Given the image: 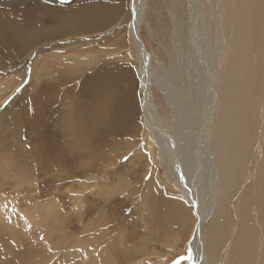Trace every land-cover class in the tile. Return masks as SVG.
I'll list each match as a JSON object with an SVG mask.
<instances>
[{
    "label": "rangeland",
    "instance_id": "1",
    "mask_svg": "<svg viewBox=\"0 0 264 264\" xmlns=\"http://www.w3.org/2000/svg\"><path fill=\"white\" fill-rule=\"evenodd\" d=\"M8 1L18 0L0 4ZM47 1L52 11L59 5L72 19H78L72 14L76 6L99 2ZM186 1L144 0L139 38L158 69L168 66L172 17L184 24ZM110 2L117 3L105 1ZM130 2L122 13L111 9L94 15L65 34L42 25L23 39L32 43L20 46V55L1 47L0 35V264H188L185 237L196 217L173 191L165 169L155 166L144 134L141 80L130 51ZM12 10L17 6L0 7L3 13ZM155 84L151 94L161 111L165 105ZM103 96L115 99L116 115L101 125ZM65 134L88 144L71 150ZM196 183L206 191L205 180ZM45 200H55L58 208L55 226L49 225L52 218L46 225L51 232L45 225L38 228L26 210ZM209 226L205 222L200 231L206 248Z\"/></svg>",
    "mask_w": 264,
    "mask_h": 264
},
{
    "label": "bare ground",
    "instance_id": "2",
    "mask_svg": "<svg viewBox=\"0 0 264 264\" xmlns=\"http://www.w3.org/2000/svg\"><path fill=\"white\" fill-rule=\"evenodd\" d=\"M36 1L0 4L4 9L17 6V10L0 12L1 47L13 50L14 56L20 55V46H30L32 41L23 39L42 25H50L57 35L62 30L65 34L76 31L94 15L111 9L122 13L124 5L123 0L86 3L78 9L76 6L72 14L78 19H72L58 4L52 11L47 0ZM143 3L131 0L128 30L141 80L144 134L155 166L165 169L173 191L193 207L196 218L185 237L191 253L188 264H264V0H187L184 24L172 17L170 61L161 69L151 63L140 42ZM153 81L164 101L161 111L154 106ZM103 86L98 88L101 94ZM105 97L98 105L101 125L112 113L116 115L115 99ZM80 139L63 137L71 150L88 144ZM196 180H205V192L198 189ZM10 206H16L15 200ZM26 210L38 228H47L51 218L49 225L55 226V200L35 201L26 205ZM207 221L206 248L200 231Z\"/></svg>",
    "mask_w": 264,
    "mask_h": 264
},
{
    "label": "snow or ice",
    "instance_id": "3",
    "mask_svg": "<svg viewBox=\"0 0 264 264\" xmlns=\"http://www.w3.org/2000/svg\"><path fill=\"white\" fill-rule=\"evenodd\" d=\"M16 91H19V89H17ZM128 157H125V159H127ZM41 239H43V237H41Z\"/></svg>",
    "mask_w": 264,
    "mask_h": 264
}]
</instances>
